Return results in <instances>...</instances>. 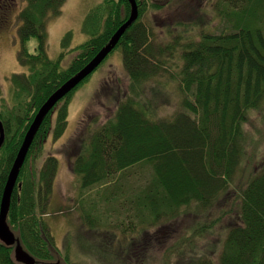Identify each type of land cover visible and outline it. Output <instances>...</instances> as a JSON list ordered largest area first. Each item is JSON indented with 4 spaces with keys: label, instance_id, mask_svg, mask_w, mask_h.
<instances>
[{
    "label": "trees",
    "instance_id": "trees-1",
    "mask_svg": "<svg viewBox=\"0 0 264 264\" xmlns=\"http://www.w3.org/2000/svg\"><path fill=\"white\" fill-rule=\"evenodd\" d=\"M66 1L31 0V5L20 14L19 37L23 46L19 56L30 74L24 83L17 74L12 81L15 88L20 86V90L14 91L15 97L24 102L25 117L32 115L25 121H31L47 98L107 45L131 11L128 0H104L93 9L84 21L85 33L90 37L76 47L78 55L63 69V55L50 60L43 43L48 19L61 15ZM137 1L140 18L149 4L165 8L154 0ZM173 1L169 0L167 6ZM221 1L231 28L228 32L195 34L198 23L183 31L175 29L178 32L169 34L175 41L161 46L150 43L148 27L141 20L129 28L117 48H121L125 67L134 82L133 99L122 103L107 123L88 132L86 137L78 136L69 148L83 190L116 183L118 176H124L136 165H153V180L139 185L140 191L133 197L119 201L120 210L135 211L143 230L135 240L130 239L131 244L120 243L121 259L111 253L102 259L105 264H133L145 255L132 256L135 248L147 250V246L149 251L166 250L164 264H264V161L246 176V166L250 169L254 164L253 154L263 138L256 123L257 119L264 121V0ZM176 26V21L170 25ZM72 36L69 33L65 37L66 47ZM32 38L40 43L35 54L27 48ZM178 51L183 65H179L178 72L169 74L179 80L185 94L182 106L188 111L154 121L147 111L138 109V99L149 81L160 77L163 65L168 63L167 56ZM75 91L57 109L56 138L67 130L69 100ZM255 115L259 117L256 119ZM25 126L27 129L29 125ZM50 128L48 116L21 170L8 216L10 226L37 264H61L54 262L52 250L60 249L44 219L59 163L50 157L37 179L28 165ZM25 132L23 129L21 137L13 141L7 139L4 152L0 150V206ZM227 202L235 210V217L226 219L230 220L228 225L224 223ZM191 207L194 209L188 213ZM213 211L221 215L214 217ZM192 215L185 228L189 221L174 225L181 216ZM89 223L93 224L91 220ZM218 227L228 231L224 239L213 245L212 256L206 236ZM167 228L173 231L161 243L160 234ZM107 236L116 237L110 232ZM110 245L105 240L102 246L110 250ZM113 252L117 253L116 247ZM64 261L77 264L68 255H64ZM0 264H19L14 259V246L1 240Z\"/></svg>",
    "mask_w": 264,
    "mask_h": 264
},
{
    "label": "rangeland",
    "instance_id": "rangeland-1",
    "mask_svg": "<svg viewBox=\"0 0 264 264\" xmlns=\"http://www.w3.org/2000/svg\"><path fill=\"white\" fill-rule=\"evenodd\" d=\"M103 1L67 0L62 6L61 15H52L48 19L43 45L51 59L56 60L63 55L61 68L66 69L70 66L78 55V52L75 51L76 47L86 42L90 37L85 33L84 21ZM154 1L165 5V8L161 10L149 4L147 11L141 17V21L148 27L151 44L165 46L169 42H174L175 37L172 38L169 34L178 32L175 29L183 31L198 23L200 26H195V34L201 32L217 34L231 31V28L228 27L229 23L224 17L223 11L226 6L221 4V0H174L171 6H167L169 0ZM7 3L10 11L8 17L10 21L13 20V23L10 27L3 26V31L0 33V112H12L9 108L12 107L15 109L14 116L19 115L23 118L26 116L23 110L24 103L21 105L22 100L17 101L16 99L14 102L11 101L12 92L8 78L18 71L29 74L28 69H20L18 66V53L21 47L17 38L20 39V14L31 5V0H7ZM150 3L152 4V2ZM175 21L177 26L171 28L170 25ZM194 32L192 33L194 34ZM69 33H72L73 36L66 43V47L63 43ZM39 45V41L32 38L27 43V48L31 54H35V49ZM177 54L167 56L168 63L163 65L160 77L157 80L149 81L144 87L146 91L144 90V94L140 100L138 99V109L147 111L154 121L171 118L180 111H188L182 106L185 94L179 80L169 74V72H178L179 65H183L180 52L178 51ZM133 85L134 82L125 67L123 52L121 48H117L71 96L68 105L71 121L64 135L56 138L54 130L50 128L41 149L35 150L28 162L29 170L35 174L37 179L41 168L50 157L55 156L59 159V174L52 190L47 214L44 216L55 237L56 245L61 248L60 252L52 250L54 262L66 264L64 255H68L70 260L77 264H105L102 260L105 256H109L111 253L119 256L122 247L120 243L127 241V244H131L130 239L135 240L139 232L143 230L138 224L139 220L135 216V211L132 209L129 211L120 210L119 201L123 198L133 197L140 191L139 185H145L153 180L152 164L136 165L124 176H118L116 183L99 184L88 190H82L80 176L76 175L74 165L70 163L69 157V148L78 136L86 137L89 135L88 132L107 123L115 117L122 103L129 98L133 99ZM255 117L257 119L259 116L255 115ZM25 118H30V115ZM12 123L13 127L17 126L16 121ZM256 124L262 129L263 138L258 142L259 148L253 154L254 164L250 169L248 165L246 166V176L253 173L257 166L264 161V121L261 123L260 119H257ZM248 129L253 130L251 126H248ZM3 152L2 150L1 153ZM92 204L99 206V209H95L96 211L93 212L99 217L98 221L100 222L95 224L99 229V235L90 230L89 224H85V220L81 218L86 212L91 213L87 209L88 206H94ZM191 208L187 209L188 213L194 209ZM225 210L227 213L224 223L228 225L230 220L226 219L235 217V210L231 207V202L226 203ZM212 214L214 217L221 215L215 211ZM201 217L203 216L201 215ZM191 219H193V215L181 216L180 222L176 220L177 223L174 225L181 226L184 222L189 221L184 225L185 228ZM172 231V228H167L160 234L159 241L165 242L168 234ZM227 231L228 228L218 227L212 235L206 236L205 243L210 246L209 253L212 256L214 255L213 245L215 246L218 240L224 239ZM14 232L18 235L16 231ZM108 232L113 233L116 237L107 236ZM76 233H82L84 241L74 237L73 234ZM179 235L180 232L175 236ZM104 237L106 243L110 242L112 249L107 250L102 246L105 242ZM116 242H118L117 246H114ZM115 247L117 253L113 252ZM135 250L132 256L137 258L141 253L145 255L132 261L133 264H161V262L164 264L166 252L164 248V252L162 249L149 251L148 246L147 250L145 247L135 248ZM150 256L151 260L148 262ZM119 259H121L120 256Z\"/></svg>",
    "mask_w": 264,
    "mask_h": 264
},
{
    "label": "water",
    "instance_id": "water-1",
    "mask_svg": "<svg viewBox=\"0 0 264 264\" xmlns=\"http://www.w3.org/2000/svg\"><path fill=\"white\" fill-rule=\"evenodd\" d=\"M131 5V14L129 19L115 32V34L110 39L109 43L102 48L99 53L75 76L70 78L64 85H62L41 107L39 110L33 124L31 125L25 140L19 150L17 158L14 165L10 171L2 201L0 206V239L6 244L15 245V256L16 260L23 264H36V260L23 248L19 239L16 238L15 234L11 231L8 224V215L11 206V200L14 188L16 186L18 177L20 175L21 169L26 160L27 154L33 143L35 135L37 134L41 124L43 123L45 117L54 108V106L64 98L69 92L76 88L82 81H84L90 74L94 72L102 62L107 58V56L115 49V47L120 42L126 31L138 20L139 18V5L137 0H128ZM0 146L4 141V133L1 132Z\"/></svg>",
    "mask_w": 264,
    "mask_h": 264
},
{
    "label": "flooded vegetation",
    "instance_id": "flooded-vegetation-1",
    "mask_svg": "<svg viewBox=\"0 0 264 264\" xmlns=\"http://www.w3.org/2000/svg\"><path fill=\"white\" fill-rule=\"evenodd\" d=\"M9 5L7 0H0V33L3 31V26L10 27L13 20L9 19Z\"/></svg>",
    "mask_w": 264,
    "mask_h": 264
}]
</instances>
